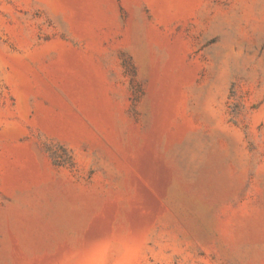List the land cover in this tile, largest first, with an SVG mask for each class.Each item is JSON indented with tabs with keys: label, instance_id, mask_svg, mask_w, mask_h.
I'll list each match as a JSON object with an SVG mask.
<instances>
[{
	"label": "rangeland",
	"instance_id": "374dc122",
	"mask_svg": "<svg viewBox=\"0 0 264 264\" xmlns=\"http://www.w3.org/2000/svg\"><path fill=\"white\" fill-rule=\"evenodd\" d=\"M0 264H264V0H0Z\"/></svg>",
	"mask_w": 264,
	"mask_h": 264
}]
</instances>
